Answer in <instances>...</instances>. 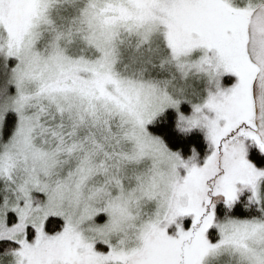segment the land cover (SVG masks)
I'll use <instances>...</instances> for the list:
<instances>
[{"label": "snow or ice", "instance_id": "obj_1", "mask_svg": "<svg viewBox=\"0 0 264 264\" xmlns=\"http://www.w3.org/2000/svg\"><path fill=\"white\" fill-rule=\"evenodd\" d=\"M252 145L264 0H0V264H264Z\"/></svg>", "mask_w": 264, "mask_h": 264}, {"label": "trees", "instance_id": "obj_2", "mask_svg": "<svg viewBox=\"0 0 264 264\" xmlns=\"http://www.w3.org/2000/svg\"><path fill=\"white\" fill-rule=\"evenodd\" d=\"M149 129L154 135L159 136L168 148L180 151L182 156L187 157L190 155L193 147L201 154L205 150L206 144L203 132L200 130L189 132L178 130L176 126V114L172 110L161 115ZM249 158L258 166H264V156L259 154L256 147L249 149ZM240 211V208L236 209L237 213H240Z\"/></svg>", "mask_w": 264, "mask_h": 264}, {"label": "rangeland", "instance_id": "obj_3", "mask_svg": "<svg viewBox=\"0 0 264 264\" xmlns=\"http://www.w3.org/2000/svg\"><path fill=\"white\" fill-rule=\"evenodd\" d=\"M222 80H223V83H224V84L229 83V80L227 79V77L222 78ZM202 94H203V93H202ZM170 110L174 111L175 114H176V126H177V120H178L177 110L174 109V108L169 107V108H166V109L164 110L163 113L159 114L156 118H154V120H153L150 124H148V125L146 126L147 129H148V131H149L151 134H153V133H152V132L150 131V129H149L150 126L153 125V124L158 120V118L161 117V115H163L165 112L170 111ZM179 111L182 112V113L185 114V115H188V114L192 111L191 105H190L188 102H186V101H181V103H180V105H179ZM177 128H178V127H177ZM178 130H180V129L178 128ZM193 130H200V131L203 132V130L200 129V128H193V129L188 130V131H186V132L193 131ZM180 131H181V130H180ZM181 132H182V131H181ZM153 135H154V134H153ZM155 136H156V135H155ZM163 142H164V141H163ZM253 147H255V146H254V145L250 146V148H253ZM250 148H249V149H250ZM169 149H170V148H169ZM170 150H172V149H170ZM172 151H174V150H172ZM218 211H219V214H220L221 217H222V216H223V209L221 208V209H219Z\"/></svg>", "mask_w": 264, "mask_h": 264}]
</instances>
